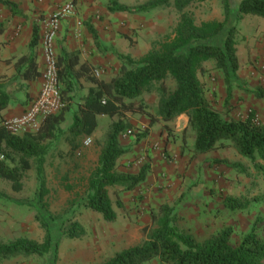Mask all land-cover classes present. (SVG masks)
Segmentation results:
<instances>
[{
	"label": "rangeland",
	"instance_id": "rangeland-1",
	"mask_svg": "<svg viewBox=\"0 0 264 264\" xmlns=\"http://www.w3.org/2000/svg\"><path fill=\"white\" fill-rule=\"evenodd\" d=\"M7 1L17 6L21 17L11 15L0 5V40H4L0 42V61L3 59L4 63L0 65V77L12 76V64L20 57V53L15 56L9 54V42L4 37L14 40L26 25L31 29L37 28L41 41L49 20L58 13L62 18L55 40L57 56L64 45L73 47V51L80 56L82 54L91 65L90 77L105 82L118 75L121 63L117 55L138 60L158 49L160 44L172 37L180 18L172 0H169V5H160L148 13L115 14L107 11L110 0ZM114 1L132 8L148 0ZM237 2L239 0H230L231 7ZM184 13L196 25L222 21L223 2L196 0ZM244 21L241 35L256 36L260 29H264V19L247 17ZM240 22L235 21L233 25L238 27ZM87 23L97 34V41L88 33ZM254 27L259 29L257 33ZM239 35L237 29V40ZM221 37L214 39L213 43L220 44ZM243 48L239 50L242 61H239L236 76L231 78L229 97L223 75L215 68L214 61L204 63L198 77L205 99L224 118L242 120L255 111L257 120L264 124V100H258L254 95L257 89L264 92V59L251 62L249 58L242 57L247 54ZM24 53L22 51L21 55ZM168 84L172 89L173 83ZM89 85L91 83L87 80H75L69 95V110L65 113L67 118L60 125L63 134L47 142L49 148L44 164L47 194L42 201L38 202L36 196L37 182L33 169L26 173L19 193L12 192L9 183L0 180V244L7 245L18 239L40 243L44 237L38 222L40 218L49 226L51 253L46 259L0 257V264H102L116 252L141 244L145 239L143 230L152 228V211L162 205L173 207L178 228L189 230L197 240L227 227L232 229L233 243H238L252 229L257 236L264 238V179L256 173L253 164L240 157L232 147L208 154L195 153L194 134L187 127L185 116L167 124L155 117L156 94L143 95L148 111L155 119L153 126H149L146 116L124 115L123 120L130 125V129L120 135L119 143L127 153L117 162L118 171L128 174H136L141 167L147 166L149 176L156 168L151 185L154 189L150 192L143 190L151 187L145 186L146 180L131 192L120 188L109 189L108 195L116 213L112 223L104 222L99 215L86 209L87 180L97 167L100 150L111 125L107 117H99L94 134L80 137L73 143L74 148L70 146L68 131L72 115L87 95ZM87 138L91 139V143L85 147L83 142ZM216 161H224L229 166ZM257 163L264 166L261 161ZM232 165L239 168H232ZM228 199L249 204L245 210L234 211L225 206ZM255 199L259 201L254 202ZM69 221L81 225L84 233L80 238L61 237V227Z\"/></svg>",
	"mask_w": 264,
	"mask_h": 264
},
{
	"label": "trees",
	"instance_id": "trees-1",
	"mask_svg": "<svg viewBox=\"0 0 264 264\" xmlns=\"http://www.w3.org/2000/svg\"><path fill=\"white\" fill-rule=\"evenodd\" d=\"M194 1L172 0L180 18L172 37L160 44L158 49L138 60L117 55L121 67L118 75L109 82L89 77V82L95 87L88 90L77 112L72 115L68 131L71 147L78 138L94 134L98 117L104 116L111 120L97 167L87 180L84 198V207L99 215L106 223L116 219L108 190L120 188L124 192H131L146 180L147 166L141 167L136 174L122 173L117 169L118 160L127 153L119 143L120 135L130 129V125L123 120L124 115H143L149 118L150 127L155 124L143 100L144 94L158 96L155 117L161 122L167 124L179 116L186 117L187 127L194 134L195 153L208 154L232 147L240 157L252 163L256 173L264 179V166L257 163H264V124L257 120L255 111L242 120L224 118L205 99L198 77L203 64L214 61L215 68L223 75L227 96H230L231 78L236 76L239 69L237 27L233 25L226 28L232 8L230 0H222L221 22L206 21L198 25L184 13ZM0 5L11 15L21 17V12L13 2L0 0ZM160 5H169V0H148L132 8L110 0L107 11L111 14L148 13ZM247 15L264 19V0H242L237 5L236 23ZM86 28L97 41L93 27L87 23ZM226 30L222 48L208 44ZM39 42V31L33 27L25 53L12 64L14 74L0 77V121L3 119L2 112L11 104L19 102L18 96L23 98L25 104L31 101L29 84L40 79L42 69L37 62ZM85 75L90 76V70L81 63L80 54L61 50L57 56V77L60 97L65 105L60 113L46 116L34 133L14 135L0 128V180L9 183L12 192H21L26 173L33 169L38 202L47 194L44 177L45 157L49 148L47 142L63 134L60 125L69 110V95L74 89L75 80ZM168 82L173 83L172 89ZM254 95L258 100H264L261 89H257ZM216 162L227 164L224 161ZM232 168L239 167L232 165ZM248 204L232 199L225 201V206L234 211L245 210ZM150 218L152 228L143 230L145 239L141 244L116 252L102 264H146L152 261H158L159 264H264V238L257 236L253 229L238 243L231 241L230 227L197 240L189 230L178 228L175 209L169 205H162L152 211ZM38 222L44 231L40 243L18 239L7 245L0 244V257L46 259L52 250L50 230L43 219L39 218ZM83 233L79 223L70 221L64 223L60 231L61 237L65 239H77Z\"/></svg>",
	"mask_w": 264,
	"mask_h": 264
},
{
	"label": "built area",
	"instance_id": "built-area-1",
	"mask_svg": "<svg viewBox=\"0 0 264 264\" xmlns=\"http://www.w3.org/2000/svg\"><path fill=\"white\" fill-rule=\"evenodd\" d=\"M60 13L54 15L48 22L41 40V54L43 68L40 76L38 95L29 103L24 112L11 119H2L0 128L14 135L34 133L41 121L48 115H56L63 109L64 104L60 97V86L57 77V53L55 40L60 27ZM91 139L83 142L89 146Z\"/></svg>",
	"mask_w": 264,
	"mask_h": 264
},
{
	"label": "crops",
	"instance_id": "crops-1",
	"mask_svg": "<svg viewBox=\"0 0 264 264\" xmlns=\"http://www.w3.org/2000/svg\"><path fill=\"white\" fill-rule=\"evenodd\" d=\"M241 1L242 0H239V2L234 3L232 5V8H231L230 14H229V18H228V21H227V26L228 27H231V26H233V24H235L236 17H237V5ZM247 17L258 18V17L247 15V16H244L242 18V21L239 23L237 29L239 30V34L240 35L238 36L239 39L238 40L236 39V43H237V45H236L237 57H238L239 61H242V58L240 57V54H239V50L242 51V47L244 46L243 49L247 51V54L242 55V57L249 58V60L251 62H253V61L255 62V61H258V60L262 61L264 59V29H260L261 31H259V33H257V31L259 29L254 27L253 30L257 33L256 36H253L251 34L247 35V36L246 35H241V34H243V30H244L242 24H244V22H245L244 20ZM260 19H263V18H260ZM219 22H221V21H219ZM9 31H10V29H9ZM31 33H32V29L29 26L25 25L23 27L22 32L20 33V35L17 38H15L14 40H12L13 38H8L7 39V38L4 37V39L7 42H9L8 46H7V50L9 52V54H11L12 56H15L18 53H20L19 55L21 56V52L22 51L23 52L26 51L27 44H28V42L30 40V37H31ZM226 33H227V30L225 32H222L219 35V36H222L221 37L222 40H221L220 44L219 43H213V40H210L208 42V44L217 46L219 48H222L223 47V39H224ZM39 35L41 37V33ZM240 41H242V42H240ZM0 42H4V40L3 41L0 40ZM63 48H64V49H62L63 51H66V52H69V53L74 52L73 51V47H71V46H67V45L65 46L64 45ZM78 48H79V46H77L76 49H78ZM37 53H38L37 62L43 68V63H42L43 61H42V54H41L42 53L41 52V41L39 42V47L37 48ZM1 60L3 61V59H1ZM85 60L86 59H84V56L81 54V56H80L81 63L85 64L90 70L89 66H91V65H89ZM2 61H0V65H1ZM88 62L91 63L90 61H88ZM89 77L90 76L85 75V76H82L79 79L82 80V81L87 80V82L90 83L89 80H88ZM40 85H41L40 80H37L36 82L29 84L28 94H29V97H30L31 101L38 95V92H39V89H40ZM94 87L95 86L93 84L89 85L87 87V92H88L89 89L94 88ZM18 101H19L18 103L11 104L4 112H2V118L3 119H11V118L20 116L24 112L26 107L29 105V103L31 102L30 101V102H28L26 104L23 103V98L21 96H18ZM64 118L66 119L67 116H64ZM154 140H155V137H154ZM156 170H157L156 168H153V170H152L153 173L149 174V176L146 177L145 186H151L152 185V183L154 182V176L156 174ZM127 171L131 172L130 170H127ZM150 188H148L147 190H145V188H144L143 190L145 192H150V191H152L154 189V186H151Z\"/></svg>",
	"mask_w": 264,
	"mask_h": 264
}]
</instances>
